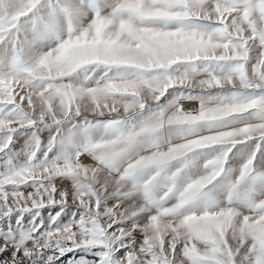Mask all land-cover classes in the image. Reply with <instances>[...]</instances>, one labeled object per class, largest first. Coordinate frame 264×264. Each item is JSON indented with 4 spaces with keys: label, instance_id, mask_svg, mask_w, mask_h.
<instances>
[{
    "label": "snow or ice",
    "instance_id": "snow-or-ice-1",
    "mask_svg": "<svg viewBox=\"0 0 264 264\" xmlns=\"http://www.w3.org/2000/svg\"><path fill=\"white\" fill-rule=\"evenodd\" d=\"M0 264H264V0H0Z\"/></svg>",
    "mask_w": 264,
    "mask_h": 264
},
{
    "label": "rangeland",
    "instance_id": "rangeland-1",
    "mask_svg": "<svg viewBox=\"0 0 264 264\" xmlns=\"http://www.w3.org/2000/svg\"><path fill=\"white\" fill-rule=\"evenodd\" d=\"M45 215H46V213H45Z\"/></svg>",
    "mask_w": 264,
    "mask_h": 264
}]
</instances>
